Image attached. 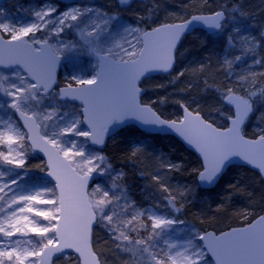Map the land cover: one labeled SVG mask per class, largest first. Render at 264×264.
I'll return each instance as SVG.
<instances>
[{
  "label": "snow or ice",
  "instance_id": "snow-or-ice-1",
  "mask_svg": "<svg viewBox=\"0 0 264 264\" xmlns=\"http://www.w3.org/2000/svg\"><path fill=\"white\" fill-rule=\"evenodd\" d=\"M22 11L0 9V264H264V0ZM233 161L256 187L213 206Z\"/></svg>",
  "mask_w": 264,
  "mask_h": 264
},
{
  "label": "trees",
  "instance_id": "trees-1",
  "mask_svg": "<svg viewBox=\"0 0 264 264\" xmlns=\"http://www.w3.org/2000/svg\"><path fill=\"white\" fill-rule=\"evenodd\" d=\"M39 2V0H22V2ZM104 2V0H102ZM248 4L252 6L254 9L259 7V0H247ZM147 95L152 96L156 93L152 90H148ZM159 137L157 143L160 147H162L165 151H168L171 153L172 158L175 161H184L188 164L189 167H196L198 166V161L195 156V154L188 150L177 138H174L171 135H160V134H152ZM235 166V165H234ZM231 166L228 171L222 176L220 181L216 186L211 188L213 191L212 201L213 206L216 202H219L220 195H222L227 189L226 186L230 183H234L237 179L240 180L241 184H247L250 188H255L254 181V175L248 174L243 176L242 178L239 176V173L237 170H235V167ZM259 190L258 188L256 189ZM138 191V190H137ZM235 204L237 207H242L245 204V201L242 197H236ZM236 226V225H233ZM211 230V229H209Z\"/></svg>",
  "mask_w": 264,
  "mask_h": 264
},
{
  "label": "rangeland",
  "instance_id": "rangeland-1",
  "mask_svg": "<svg viewBox=\"0 0 264 264\" xmlns=\"http://www.w3.org/2000/svg\"><path fill=\"white\" fill-rule=\"evenodd\" d=\"M102 3V0H99ZM38 2H22V0H0V9H4L14 18H27L22 9L32 7Z\"/></svg>",
  "mask_w": 264,
  "mask_h": 264
},
{
  "label": "water",
  "instance_id": "water-1",
  "mask_svg": "<svg viewBox=\"0 0 264 264\" xmlns=\"http://www.w3.org/2000/svg\"><path fill=\"white\" fill-rule=\"evenodd\" d=\"M61 3H70L71 0H60ZM153 134H160V135H171L170 133H153ZM178 139V138H177ZM179 140V139H178ZM182 144L183 142L180 141ZM184 145V144H183ZM188 150L192 151L191 149H189L186 145H184ZM239 163L238 161H233L231 162L229 165L226 166V170L220 175V177L217 179V181L215 182L214 185L211 186V188H213L214 186H216L218 184V182L220 181V179L222 178V176L228 171V169L231 167V166H234L235 164Z\"/></svg>",
  "mask_w": 264,
  "mask_h": 264
}]
</instances>
